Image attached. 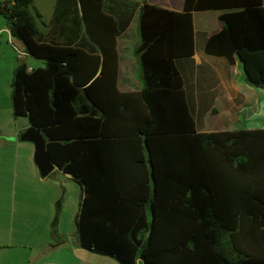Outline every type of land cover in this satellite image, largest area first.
Instances as JSON below:
<instances>
[{
    "label": "trees",
    "instance_id": "obj_1",
    "mask_svg": "<svg viewBox=\"0 0 264 264\" xmlns=\"http://www.w3.org/2000/svg\"><path fill=\"white\" fill-rule=\"evenodd\" d=\"M78 1L76 22L95 46L44 42L31 0L0 1V15L43 62L13 71V115L41 131L51 162L82 186V246L120 264H264V129L198 132L177 69L194 54L193 13L221 11L204 53L237 57L247 84L264 90L263 0H184L180 12ZM135 17L141 86L122 91L118 41Z\"/></svg>",
    "mask_w": 264,
    "mask_h": 264
},
{
    "label": "crops",
    "instance_id": "obj_2",
    "mask_svg": "<svg viewBox=\"0 0 264 264\" xmlns=\"http://www.w3.org/2000/svg\"><path fill=\"white\" fill-rule=\"evenodd\" d=\"M140 1L137 0L139 4L176 12L182 11L184 5V0ZM30 7L37 14L39 22L33 23L44 42L95 46L85 28L81 29L76 22L81 15L78 0H31L27 11L32 19ZM221 14V11L193 13L194 54L177 68L187 105L194 111L198 132L209 124L212 126L208 132L264 129V90L247 84L237 57L230 64L203 51L206 40L222 30ZM4 20L5 23L0 19V46L3 36L7 40L11 36L5 17ZM138 44L135 17L118 41V87L122 91L141 86L135 78L137 64L133 56ZM27 56L30 60L25 64L29 70L43 66L42 60ZM29 125L25 117L10 126L0 125V264H103L105 260L100 257L105 256L84 248L80 242L76 228L81 204L78 191L73 209H68L72 196H68L67 185L82 186L59 169L40 177L34 162V144L18 139ZM51 176L61 184L57 192L50 182ZM57 202L61 204L59 207ZM56 216L54 232L52 222Z\"/></svg>",
    "mask_w": 264,
    "mask_h": 264
},
{
    "label": "rangeland",
    "instance_id": "obj_3",
    "mask_svg": "<svg viewBox=\"0 0 264 264\" xmlns=\"http://www.w3.org/2000/svg\"><path fill=\"white\" fill-rule=\"evenodd\" d=\"M35 2H38V0H34ZM141 0L140 3H142ZM160 2H166L169 0H158ZM30 15L32 16V21L36 24L39 22L37 19V14L35 10L30 7L29 8ZM0 19L3 20L5 23L6 21L4 20V17L0 16ZM5 35V34H4ZM10 40H7L5 36L1 38V46H0V125H11L12 122H17V120L21 119L22 117L16 118L12 116V108H11V91H12V77H13V71L17 67L19 62H24L29 61L30 59L28 58L27 54L25 53V46L23 42L18 39L17 37L14 36H9ZM19 53H22L24 55L19 57ZM136 61V59H135ZM42 67V66H41ZM135 71V68L133 69ZM135 78L136 80L140 83L139 79L136 77L135 73ZM141 84V83H140ZM78 99H83V94L80 93L78 96ZM212 125H206L204 128H201V131L203 132H208V128H210ZM258 177V184L259 187L261 188L262 192L264 191V162H262L258 167H257V173ZM56 176V175H55ZM50 182L53 184L54 189L56 188V192L60 188V183L58 182L57 179H55L54 176L50 177ZM67 190L69 195L72 196L71 199L68 201V209H73L74 206V201H75V196L76 191L80 194V199L82 200L83 198V188L80 187L79 185H67ZM2 196V194H0ZM262 196H264V193H262ZM80 200V202H81ZM73 201V202H72ZM103 258L104 263L103 264H109L107 263L106 260H109L111 263L110 264H120L116 259L110 258V257H100Z\"/></svg>",
    "mask_w": 264,
    "mask_h": 264
},
{
    "label": "water",
    "instance_id": "obj_4",
    "mask_svg": "<svg viewBox=\"0 0 264 264\" xmlns=\"http://www.w3.org/2000/svg\"><path fill=\"white\" fill-rule=\"evenodd\" d=\"M18 139L34 144V162L41 178L47 177L54 169H59L57 165L51 162L48 156L46 150V138L40 130L32 125H29V127L19 136Z\"/></svg>",
    "mask_w": 264,
    "mask_h": 264
},
{
    "label": "built area",
    "instance_id": "obj_5",
    "mask_svg": "<svg viewBox=\"0 0 264 264\" xmlns=\"http://www.w3.org/2000/svg\"><path fill=\"white\" fill-rule=\"evenodd\" d=\"M25 53H26V51H25ZM26 54H27V53H26ZM22 55H24V54H22V53H19V57H20V56H22Z\"/></svg>",
    "mask_w": 264,
    "mask_h": 264
}]
</instances>
